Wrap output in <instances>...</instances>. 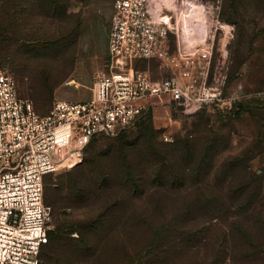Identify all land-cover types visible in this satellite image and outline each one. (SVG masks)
I'll return each instance as SVG.
<instances>
[{
    "label": "rangeland",
    "instance_id": "rangeland-1",
    "mask_svg": "<svg viewBox=\"0 0 264 264\" xmlns=\"http://www.w3.org/2000/svg\"><path fill=\"white\" fill-rule=\"evenodd\" d=\"M113 2L0 0V68L38 113L57 98L93 95L107 68ZM197 6L187 21L195 36L206 24L208 54L180 79L219 97L153 96L136 125L95 137L78 166L48 173L42 264H264V0ZM138 67L154 79L180 75L157 58Z\"/></svg>",
    "mask_w": 264,
    "mask_h": 264
},
{
    "label": "built area",
    "instance_id": "built-area-1",
    "mask_svg": "<svg viewBox=\"0 0 264 264\" xmlns=\"http://www.w3.org/2000/svg\"><path fill=\"white\" fill-rule=\"evenodd\" d=\"M197 1L114 0L107 68L95 77L93 95L57 98L45 114L20 96L14 73L0 68V264H42L52 226L45 176L79 164L94 136L130 125L153 96L167 95L174 104L219 97L217 88L180 79L208 54L206 24L195 36L187 21L203 9ZM155 58L180 75L154 79L138 67Z\"/></svg>",
    "mask_w": 264,
    "mask_h": 264
},
{
    "label": "trees",
    "instance_id": "trees-1",
    "mask_svg": "<svg viewBox=\"0 0 264 264\" xmlns=\"http://www.w3.org/2000/svg\"><path fill=\"white\" fill-rule=\"evenodd\" d=\"M18 90H19V88H18ZM19 94H20V92H19ZM20 96H21V94H20ZM35 107V106H34ZM144 113L145 112H143L140 116H138L136 119H135V121L134 122H132L130 125H128V126H126V127H124V128H122V129H120L118 132H116V133H113V134H100V135H96V136H94L90 141H89V143L86 145V147H85V151H84V154H85V152H86V148H87V146L90 144V142H92V140L95 138V137H98V136H115V135H118L120 132H122V131H125V130H128L129 128H131L132 126H134V125H136V123L144 116ZM41 114V113H40ZM166 160V157H161L160 158V162H162V164H165V162H167V161H165ZM82 162V161H81ZM80 162V163H81ZM79 163V164H80ZM79 164H77V165H75V166H73V167H71V168H74V167H76V166H78ZM253 175L254 176H257V173H255V172H253ZM46 177V176H45ZM253 177V176H252ZM252 177L250 178L251 180H252ZM181 178L179 177V176H176L174 173H173V176L170 178V181L172 182V184H175V183H180L181 181ZM257 182L259 183L260 182V179H259V177L257 176ZM45 185V184H44ZM230 191H232V189H229ZM44 201H45V203L47 204V205H49L47 202H46V200H45V195H44ZM49 206H51V205H49ZM52 207V206H51ZM249 207V205L248 206H246V207H244L243 209H245V208H248ZM248 210H252V207H250V209H247V210H243L242 211V214H244V213H246ZM127 222H125V224H126ZM49 239H50V231H49ZM106 240H105V244L108 246H111L112 247V245L114 244V243H116V238L114 237V236H109V237H107V238H105ZM48 242H49V240H48ZM48 242H46V243H44L43 245H42V247H41V250H42V248H43V246L45 245V244H47ZM41 250H40V252H41ZM39 256H40V253H39Z\"/></svg>",
    "mask_w": 264,
    "mask_h": 264
}]
</instances>
